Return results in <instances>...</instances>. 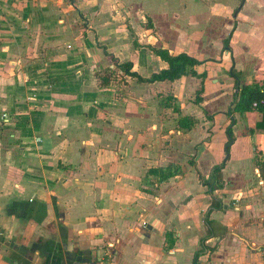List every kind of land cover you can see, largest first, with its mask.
<instances>
[{
    "label": "crops",
    "instance_id": "crops-1",
    "mask_svg": "<svg viewBox=\"0 0 264 264\" xmlns=\"http://www.w3.org/2000/svg\"><path fill=\"white\" fill-rule=\"evenodd\" d=\"M228 2L0 0V264H193L198 252V264H264V130H256L264 116L228 115L239 89L230 71L242 72L237 33L253 62L240 87L264 81V0ZM225 4L215 38L210 9ZM191 8L203 9L198 31L184 18ZM195 39L219 45L218 56L199 59L204 80L140 84L119 72L122 83L99 85L96 74L114 69L106 52L151 77L168 68L153 49L195 57ZM232 118L223 206L209 214V235L212 198L200 174L223 162ZM170 166L181 173L165 182L148 175Z\"/></svg>",
    "mask_w": 264,
    "mask_h": 264
},
{
    "label": "trees",
    "instance_id": "trees-1",
    "mask_svg": "<svg viewBox=\"0 0 264 264\" xmlns=\"http://www.w3.org/2000/svg\"><path fill=\"white\" fill-rule=\"evenodd\" d=\"M137 46V42H134ZM229 40H227L224 44V50H229ZM154 53L159 56L163 61L168 63V68L163 69L158 73H154L151 77H143L136 71L133 70V64L130 62L120 63L119 59L116 58L114 55L109 54L106 52V55L110 58L112 64L114 65V69L107 68L104 71L98 72L97 78L99 81V85L101 87H109L113 85L116 79L121 80L122 72L123 76H128L132 79H135L138 83H145V84H153L156 82H165V81H176L183 76H193L202 78L203 80L207 77L206 73L199 75L196 72V67L199 65L204 64L187 53H180L178 55H173L170 53L168 49L159 48L153 49ZM230 75L236 79V87L239 88V92L234 97V102L232 103L231 108L228 110V115L232 116L234 113L245 114L247 112L258 110L264 116V81L263 84L260 85L259 83L248 84L245 86L240 87L239 85V74L237 71L232 68L230 71ZM204 91V87H202L197 92V101L200 103L201 98L199 97ZM169 99V98H168ZM170 100V99H169ZM257 102L258 107L254 108L253 104ZM180 125L184 128L191 129L195 121H193L189 117H183L179 120ZM235 125V119H231L230 125L226 129L227 135V143L225 145V157L223 162L220 165L215 166L212 169L211 174L208 178L200 174V182L203 186L207 187L208 194L212 198V203L210 206V211L206 213L205 223L208 227L209 235H213V229L211 227L212 221L209 218V214L213 210H217L222 208L223 203L222 199L220 198V191L224 189V181H223V169L225 168L226 162L229 160L230 149L235 142V135L233 132V127ZM256 130H264V120L257 124ZM195 166L194 162L191 163ZM258 167L261 172V177L264 180V163L258 162ZM180 168L177 166H170L167 168H156L150 169L148 171V175L156 176L159 182H165L172 177L180 174ZM206 239L201 240V245L203 250H205V242ZM200 253H196L194 258L193 264H198V257Z\"/></svg>",
    "mask_w": 264,
    "mask_h": 264
},
{
    "label": "rangeland",
    "instance_id": "rangeland-1",
    "mask_svg": "<svg viewBox=\"0 0 264 264\" xmlns=\"http://www.w3.org/2000/svg\"><path fill=\"white\" fill-rule=\"evenodd\" d=\"M222 1H223V3H229L228 1H230V0H222ZM233 1H235V0H233ZM227 5H231V4H225V6L222 5V6H219V8H212V10L210 9V11L213 14H212V17H209V19H208L207 27H210L213 30L214 29L217 30V32L212 34V35L215 36V38L219 36L218 35L219 31L222 28V25H219V21L220 20H219L218 17H220V15H222V11H223V13H225L224 11H225ZM188 11L189 12L186 13L187 16L185 15L184 18H187V19H190V20L194 19L195 20V23H194L195 25H193V26H195V31H198V28H200L199 27L200 25H202V27L204 26V24H199V22H198V18L200 16V13L202 14L203 9H201V10L199 9L198 10V8H191ZM205 19H207V17H205ZM203 20L204 19H202V17H201L200 18V22L201 23L204 22ZM187 22L188 21H184L182 23V27H183L184 24L187 27ZM217 27H218L219 31H218ZM185 30H186V28H185ZM204 33H205V31L201 34L202 37H203ZM241 33L242 34H247V33H245L244 30H241ZM206 34H207V37H212V35H210L208 33H206ZM237 34L235 35V39H236L237 42L233 46V53H234V58L237 60L239 66L241 68L240 71H242L241 74H239L240 75V79H241V81H244L245 79H247L249 77L247 75H248V73L251 72V69H249V68H250V66L252 65L253 62H252V58L250 56V54H251L250 47L246 46V43L244 42V40L240 39V35H238L239 36L238 37ZM238 38H239V40H238ZM213 40H214V38H213ZM206 44H207V41H199V39L198 40L195 39L193 47H195V49H197L198 47H201V49H200L201 52H199V50L198 51L196 50V52L194 51V53L197 54V56H195V57L198 60L199 59H207L208 58V57L204 58V55H209V57H211V58H215L216 56H218V52H219L218 47H219V45L217 44V46H216L214 44V45L210 46V44H207V45ZM207 46H210V48L207 49ZM104 50H106V48H104ZM226 62H228V60H226ZM115 82L116 83H114L113 85L122 83V80L116 79ZM228 84H229V82L225 83L224 86L228 87L227 86ZM169 99H170V97H169ZM176 109H177V107H176ZM4 124H5V122L1 119V113H0V130H2V131H4V129L1 128V125H4ZM6 139H7L6 133L5 132L1 133L0 134V141H1L2 144H1V147H0V155H2V156H0V165H2V164L5 165V162L7 161V159L5 157V152H6V150H5V147H6L5 141H6ZM4 171H5L4 168H0V173L3 174ZM0 176H2V175L0 174ZM1 188L2 187L0 186V193L3 192ZM4 203H7V201L5 199H0V229L3 226L6 225V223L3 222V213H5V211H6V209L2 206Z\"/></svg>",
    "mask_w": 264,
    "mask_h": 264
},
{
    "label": "built area",
    "instance_id": "built-area-1",
    "mask_svg": "<svg viewBox=\"0 0 264 264\" xmlns=\"http://www.w3.org/2000/svg\"><path fill=\"white\" fill-rule=\"evenodd\" d=\"M253 106H254V108L258 107V103L255 102V103L253 104Z\"/></svg>",
    "mask_w": 264,
    "mask_h": 264
},
{
    "label": "water",
    "instance_id": "water-1",
    "mask_svg": "<svg viewBox=\"0 0 264 264\" xmlns=\"http://www.w3.org/2000/svg\"><path fill=\"white\" fill-rule=\"evenodd\" d=\"M239 92V89L238 90H236V93H238Z\"/></svg>",
    "mask_w": 264,
    "mask_h": 264
}]
</instances>
